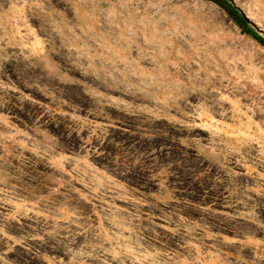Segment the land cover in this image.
Returning a JSON list of instances; mask_svg holds the SVG:
<instances>
[{
	"label": "rangeland",
	"instance_id": "obj_1",
	"mask_svg": "<svg viewBox=\"0 0 264 264\" xmlns=\"http://www.w3.org/2000/svg\"><path fill=\"white\" fill-rule=\"evenodd\" d=\"M0 264H264V45L209 0H0Z\"/></svg>",
	"mask_w": 264,
	"mask_h": 264
},
{
	"label": "trees",
	"instance_id": "obj_2",
	"mask_svg": "<svg viewBox=\"0 0 264 264\" xmlns=\"http://www.w3.org/2000/svg\"><path fill=\"white\" fill-rule=\"evenodd\" d=\"M220 6L228 16L238 25L245 33L251 35L260 44L264 45V39L256 35L249 27H247L246 18L243 13L234 5L231 0H209Z\"/></svg>",
	"mask_w": 264,
	"mask_h": 264
}]
</instances>
